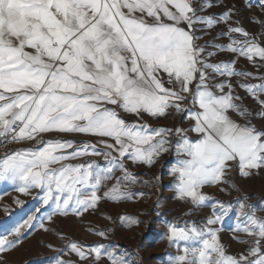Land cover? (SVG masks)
<instances>
[{
	"label": "snow or ice",
	"instance_id": "obj_1",
	"mask_svg": "<svg viewBox=\"0 0 264 264\" xmlns=\"http://www.w3.org/2000/svg\"><path fill=\"white\" fill-rule=\"evenodd\" d=\"M245 2L252 6L251 0ZM222 5L223 0H0V146L6 149L0 178L17 183L22 193L40 189L42 203L56 205L52 215H67L71 209L82 216L103 200L136 195L126 187L137 181L125 161L153 165L169 150L171 136L178 137L177 153L189 157L172 169L179 174L176 198L193 209L214 200L202 191L204 186L240 191L238 177L264 173V124L253 123L264 121V72L237 67L243 58L264 69V19L251 17L260 31L249 32L236 18L235 5L210 11ZM217 28L211 40L204 39ZM224 37L227 43L216 42ZM221 52L231 53L232 59L211 62ZM118 109L139 119L144 114L180 117L190 127L129 122ZM189 131L197 134L194 140ZM47 133L98 139L96 144L62 135L44 139ZM23 141L35 145L8 149ZM101 155L104 167L95 160L69 162ZM108 180L114 183L101 192ZM243 199L247 194L238 198L241 211L231 238L242 251L230 254L222 240L216 225L228 208L218 202L202 221L169 223V243H184L171 264H264V217ZM34 219L29 216L0 234V254L21 244ZM65 248L78 259L56 264H99L103 256L111 264H129L103 244L69 240Z\"/></svg>",
	"mask_w": 264,
	"mask_h": 264
},
{
	"label": "rangeland",
	"instance_id": "obj_2",
	"mask_svg": "<svg viewBox=\"0 0 264 264\" xmlns=\"http://www.w3.org/2000/svg\"><path fill=\"white\" fill-rule=\"evenodd\" d=\"M251 7L246 6L245 0H223V5L210 9L211 12L220 13L233 5L239 9V16L243 26L253 33L260 31V25L251 22V17L264 19V0H251ZM226 6V7H225ZM207 14V13H205ZM209 31L204 37L211 40L216 32ZM202 35V33H197ZM218 43H227V38L217 40ZM200 43H204L201 40ZM211 62L232 59V54L227 52L218 53L210 58ZM247 67L248 71L257 73L264 69H257L247 64L243 58L237 67ZM258 82V81H250ZM245 98V103L253 108L255 105L250 97L242 89H237ZM257 126L264 121L253 120ZM169 160L164 158L151 166L137 167L129 164L128 170L136 177V183H127L126 187L136 195L129 199L118 202L103 200L98 207L84 212L82 216H76L71 209L67 215L56 212V205L49 201L47 205L42 203L44 193L38 189H29L27 193L18 191V184L6 178H0V234L14 226L22 224L29 216H34L33 226L27 231L21 244L13 250L0 254V264H56L57 260H77L75 253H69L65 248L67 241H78L89 246L103 244L108 251L116 257H123L129 264H171V261L182 254L184 243L170 244L167 239L169 223L184 226L192 221H202V218L211 215L212 204L223 202L228 208V214L217 227L222 229V240L228 245V252L235 254L242 251L240 244L232 240L233 231L237 223V216L241 209L238 198L247 194V199L240 202L256 205V215L264 217V173L249 179L237 178L240 191L225 186L226 190L220 191L216 186H204L202 191L213 197L207 207L195 208L177 199L176 184L178 173H173L169 168ZM115 175L119 176L117 170ZM158 177V179H157ZM145 181L147 183H145ZM113 180L104 182L101 192L111 187ZM144 193L139 195V193ZM230 206V207H229ZM191 210V215L189 212ZM247 211V209H244ZM219 214V213H218ZM52 215V219L48 217ZM129 216L138 219V224H129L120 219ZM110 217L111 219H108ZM44 227H41L40 225ZM100 231L105 236H100ZM11 238V237H10ZM51 245V247H49ZM63 249V253H61ZM99 264H111L107 256H103Z\"/></svg>",
	"mask_w": 264,
	"mask_h": 264
},
{
	"label": "crops",
	"instance_id": "obj_3",
	"mask_svg": "<svg viewBox=\"0 0 264 264\" xmlns=\"http://www.w3.org/2000/svg\"><path fill=\"white\" fill-rule=\"evenodd\" d=\"M121 116L126 119L129 122H138V123H147L151 127L159 128V127H167V128H174V127H184V128H189V121L188 120H182L180 117H176L173 119L172 117H169L168 119H154L148 116L147 114H144L142 119H139L135 117L132 114L124 113L122 110H119ZM63 136L65 139H73L77 142H90L93 144L97 143L96 137L90 136V135H85V134H77V133H65V134H58V133H47L43 135L44 139H50L53 137L57 136ZM188 136L190 139H195L197 137V134L194 132L189 131ZM178 137L171 136L169 137L170 140V147L167 152H164L161 154V156L158 158V160L155 162L158 164V162L164 158H167L169 162L168 168L172 171L173 168L177 167L178 161L182 159H188L189 157L186 156L184 153H177L176 150V141ZM35 145V141H23L19 143L20 147H32ZM102 147V146H100ZM115 154V153H114ZM89 160H95L100 166L104 167L106 166V161L104 160V157L101 156H84L77 158L76 160L69 161L70 163H79V162H84V161H89ZM127 167H129V164H133L130 160L125 161ZM154 163V164H155ZM136 165L137 167H145L146 165L144 164H133ZM148 166V165H147Z\"/></svg>",
	"mask_w": 264,
	"mask_h": 264
},
{
	"label": "built area",
	"instance_id": "obj_4",
	"mask_svg": "<svg viewBox=\"0 0 264 264\" xmlns=\"http://www.w3.org/2000/svg\"><path fill=\"white\" fill-rule=\"evenodd\" d=\"M261 70H263V69H261ZM18 146H19V143L18 144H9L8 149H16ZM5 151H6V149L3 146H0V157L3 156Z\"/></svg>",
	"mask_w": 264,
	"mask_h": 264
}]
</instances>
